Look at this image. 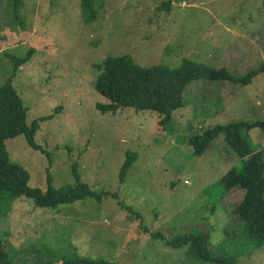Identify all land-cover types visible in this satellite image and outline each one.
I'll return each instance as SVG.
<instances>
[{"label":"rangeland","instance_id":"1","mask_svg":"<svg viewBox=\"0 0 264 264\" xmlns=\"http://www.w3.org/2000/svg\"><path fill=\"white\" fill-rule=\"evenodd\" d=\"M96 6L97 19L85 22L80 0H0V86L14 79L28 123L39 122L36 142L42 148L25 137L8 140L12 161L43 192L50 173L55 188L75 185L78 175L93 191L106 193L56 209L0 193V241L14 264H62L78 257L217 264L166 243L199 231L211 233L214 255L233 264H264V246L255 250L247 234L225 239L226 230L234 232L227 206L237 205L243 192L222 196L220 182L243 160L224 136L201 157L188 144L216 125L264 122V73L250 85L193 81L183 108L165 126L156 111L103 113L99 104L110 100L96 89L97 66L111 57L170 69L188 59L236 78L248 75L264 65L261 0H97ZM30 54L16 68L15 60ZM247 139L264 151L263 129L251 130ZM128 153L136 159L122 181Z\"/></svg>","mask_w":264,"mask_h":264},{"label":"trees","instance_id":"2","mask_svg":"<svg viewBox=\"0 0 264 264\" xmlns=\"http://www.w3.org/2000/svg\"><path fill=\"white\" fill-rule=\"evenodd\" d=\"M19 1L16 0V5ZM80 1L85 22L96 20L97 0ZM261 2L264 9V0ZM30 59L31 54L24 59L15 60L16 68H20ZM97 67L100 75L96 89L110 100L109 104H99V109L103 113L116 114L125 108H133L136 111H156L160 116V124L163 126L170 124L174 113L183 108L184 93L193 81H231L250 85L256 76L264 73V65H262L248 75L236 78L224 68H212L188 59L183 60L175 69L165 66L142 68L129 56L111 57ZM28 112L23 97L14 85V79L10 78L0 86V193H10L13 202L25 196L35 200L37 206L41 208L52 209L73 204L88 197L103 199L106 193L93 191L87 183L81 182L78 175H76L75 185L55 188L53 177L49 173L46 192L30 186V172L24 166L12 161L7 147L8 140L25 137L32 147L42 150L36 142L39 122L36 121L30 125ZM50 118L52 117L48 116L42 120ZM256 128L264 130V122L244 121L216 125L188 140V144L193 148L194 156L201 157L212 146L211 144L224 136L229 147L243 160L241 168L231 169L220 182L222 196L226 197L238 189L243 192V198L237 205H226L231 219L230 227L234 229V232H231L230 228L226 230L225 239L229 238L231 233L242 232L254 240V249L258 250L264 246V151L254 149L247 139V133ZM135 159V154H127L120 173L122 181L135 163ZM130 210L132 211L131 208ZM137 216L140 218L139 214ZM152 236L156 239L163 238L159 233H152ZM166 243L177 249L188 248L191 256L206 262L233 264L225 257L213 254L212 237L208 231L181 235L166 240ZM10 253L0 241V264H14ZM62 261V264H115L85 257Z\"/></svg>","mask_w":264,"mask_h":264}]
</instances>
